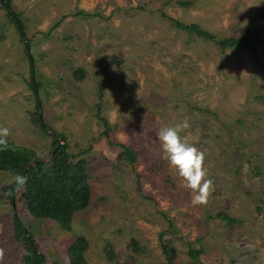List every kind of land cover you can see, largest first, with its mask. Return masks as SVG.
<instances>
[{"label": "rangeland", "instance_id": "obj_1", "mask_svg": "<svg viewBox=\"0 0 264 264\" xmlns=\"http://www.w3.org/2000/svg\"><path fill=\"white\" fill-rule=\"evenodd\" d=\"M178 1L12 0L24 36L0 7V127L45 162L52 158L50 134L62 133L75 161L89 164L91 205L75 215L70 230L33 218L19 204L44 264H71L67 246L81 236L88 264L169 258L174 264H264V19L257 23L261 42L223 50L163 15L199 24L221 40L238 38L264 0H182L190 7ZM23 38L36 62L49 134L32 118ZM100 116L113 125L112 140L134 151L135 162L109 143ZM185 120L181 135L205 153L214 181L206 205H192L193 193L182 187L158 139L161 127ZM15 178L0 171V264L24 263L3 189ZM220 213L237 221L229 224ZM189 242L203 249L199 260Z\"/></svg>", "mask_w": 264, "mask_h": 264}, {"label": "trees", "instance_id": "obj_2", "mask_svg": "<svg viewBox=\"0 0 264 264\" xmlns=\"http://www.w3.org/2000/svg\"><path fill=\"white\" fill-rule=\"evenodd\" d=\"M12 3V0H0V7L8 11V14L11 15L12 20L17 25L18 30L24 36L25 23L21 19V16L13 11ZM178 3L183 7H190L192 5L191 1L179 0ZM163 15L169 17L167 20L173 22L179 29L207 41H213L223 50L241 46L253 48L262 39L261 30L257 26V23L264 19V8L250 18L244 35L238 38H226L223 40L216 38L210 31L202 28L199 24L185 23L166 14ZM26 54L30 61L31 69L29 86L34 92L36 103L35 110L31 113L32 118L46 134H49L48 131L52 127L46 123L43 115V101L39 91L40 83L36 79V62L27 40ZM99 118L105 127L103 135L109 140V143L114 146H122L125 150V158L135 162L136 158L133 150L129 149L125 144L112 140L113 125L106 118L102 116ZM50 135L53 138L52 149L54 150L56 148V151L48 162L42 161V158L37 155L34 149L15 144L9 140V150L0 151V171H6L15 176L27 178V183L22 187L18 186L15 181L3 188L5 196L13 205L14 239L25 247L23 264H44L46 256L44 253L39 252L35 238L30 233V230L25 227L20 217V202L24 203L26 212L33 218L48 219L57 222L66 230L71 229L75 215L80 211L86 210L91 205L92 190L88 162L85 158L75 161L77 155L71 151L64 134L52 132ZM87 152H89L88 149L81 151L79 156ZM140 189L142 188L140 187ZM218 216L229 224H234L237 221V218L231 217L227 213H220ZM170 228H173L172 221H170ZM163 236L164 233L161 234V238ZM193 244V242L188 243L190 254L199 260L203 249H195L193 248ZM87 248L88 242L83 236L71 242L67 246L69 262L71 264H88L85 257ZM163 248L165 253L169 254L165 244H163ZM106 252H109L108 249ZM109 255L111 259L114 258L113 252H110ZM159 264H174V261L169 258L167 263Z\"/></svg>", "mask_w": 264, "mask_h": 264}, {"label": "clouds", "instance_id": "obj_3", "mask_svg": "<svg viewBox=\"0 0 264 264\" xmlns=\"http://www.w3.org/2000/svg\"><path fill=\"white\" fill-rule=\"evenodd\" d=\"M188 127L187 120L174 126L161 127L158 139L163 150V157L177 170L183 182L182 187L193 193L192 205H206L215 191L214 181L209 178L205 167V153L194 144L188 143L181 135V132ZM9 135V128L0 127V151L9 150ZM15 179L18 186L22 187L27 183L26 177L16 176ZM2 259L3 253L0 251V260Z\"/></svg>", "mask_w": 264, "mask_h": 264}, {"label": "water", "instance_id": "obj_4", "mask_svg": "<svg viewBox=\"0 0 264 264\" xmlns=\"http://www.w3.org/2000/svg\"><path fill=\"white\" fill-rule=\"evenodd\" d=\"M60 143H62V142H60ZM55 151H56V148H54V150H53V152H52V156H53V154H54Z\"/></svg>", "mask_w": 264, "mask_h": 264}]
</instances>
